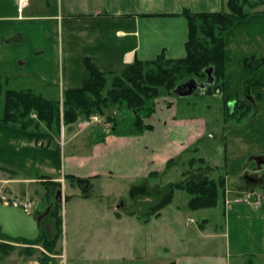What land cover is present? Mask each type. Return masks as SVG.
<instances>
[{"label":"crops","instance_id":"obj_1","mask_svg":"<svg viewBox=\"0 0 264 264\" xmlns=\"http://www.w3.org/2000/svg\"><path fill=\"white\" fill-rule=\"evenodd\" d=\"M184 9L227 11L226 0H26L23 6L18 0H0V88L6 79L10 88L30 89L55 99L88 78L86 59L100 71L121 73L134 60H152L159 54L182 58L188 33ZM224 42L223 92L238 95L245 104L242 107H250L240 119L226 116L222 92L199 90L200 95L214 98L217 106L206 104L208 114L197 115L184 97L161 89L152 100L151 113L143 117L150 128L140 132H130L133 123L119 134L106 128V123L61 125L56 132L42 123L37 129L24 130L0 121V170L5 184L12 180V168H26L56 181L65 175L91 178L92 185L101 181V187L108 189L119 182V198L128 183L148 180L151 173H157L156 178L166 169L174 170L188 152L196 157L203 151L217 157L201 156L217 175L225 177V192L215 207L191 211L186 199L183 210L177 205L172 208L171 200L144 222L136 213L129 215L118 208L117 200L108 201L89 212L99 222L98 231L87 233L85 242L75 238L70 254L57 242V253L46 252V261L12 250L0 254V264H232V258L240 259L237 264H253L262 260L264 228L255 223V231L252 215L263 206L257 211L248 206L238 210L233 204L226 206L224 199L229 192L232 196L239 189H257L263 182L264 73L259 72L264 70V3L234 23L225 32ZM248 57L253 58L250 66L244 62ZM102 129L106 135L99 136ZM74 186L68 184L67 196L87 201L89 195L81 196L75 189L81 188ZM208 209L212 212L205 215ZM231 219L249 229L255 244L231 241Z\"/></svg>","mask_w":264,"mask_h":264},{"label":"trees","instance_id":"obj_2","mask_svg":"<svg viewBox=\"0 0 264 264\" xmlns=\"http://www.w3.org/2000/svg\"><path fill=\"white\" fill-rule=\"evenodd\" d=\"M264 3V0H226L227 11L192 13L188 9L182 11L188 26L187 39L184 43L185 56L178 59H167L163 54L157 55L152 60H134L121 73L103 72L86 59L84 64L88 71V78L78 88L67 89L61 98L48 99L30 89H14L8 87L9 81L3 80L0 88V121L19 129H37L42 123L48 129L59 132L61 125L64 127L76 123L91 114H103L104 108L110 105H125L134 113L133 127L130 132H140L150 128L143 123V117L152 111V100L158 96L160 88L168 93L179 83L194 78L197 81L206 79L208 69L214 79L213 84L207 85L204 94L222 92V101L225 106L226 116L240 119L248 114L250 107H242L244 104L238 95H227L224 91L225 77V32L238 20L245 19L251 13L244 10V6L254 7ZM253 60L252 57L245 59V65ZM264 63V59H261ZM110 80L109 88L104 89ZM259 97V96H258ZM233 101V109L230 110L227 103ZM243 108L239 111L238 109ZM239 111V113H238ZM143 113V116L141 113ZM238 113V114H237ZM35 115V118L31 117ZM107 121H110L107 118ZM188 164L190 170L182 172L183 175H198L185 178L178 182L166 185V191L159 200L149 207L148 216L168 205L175 190L184 191L188 195L187 207L191 211L212 208L218 203L221 195L225 192V177L223 174L216 178L208 174L215 170L202 157H191ZM197 165L195 168L194 166ZM33 175L41 181L48 197L52 189L55 193L60 189L61 183L53 180L47 174H39L32 171ZM151 173L149 176H156ZM64 179L76 183L82 191L90 187L91 178H80L65 175ZM144 186L140 193L144 192ZM146 189V188H145ZM55 195V194H54ZM59 204L54 203L52 212H49L56 224H61L58 217ZM157 215V214H156ZM46 216V215H45ZM45 218L42 219V222ZM40 224V226H41ZM201 225V224H200ZM1 238L11 241H22L30 244L42 243L43 247L52 253V249L58 237H48L41 232L36 240L12 239L0 234ZM12 245L0 243V254H7L12 250ZM169 264H175L170 262Z\"/></svg>","mask_w":264,"mask_h":264},{"label":"rangeland","instance_id":"obj_3","mask_svg":"<svg viewBox=\"0 0 264 264\" xmlns=\"http://www.w3.org/2000/svg\"><path fill=\"white\" fill-rule=\"evenodd\" d=\"M250 3H255V0H250ZM260 5H257L254 7L244 6V10L246 12L251 13L255 11L256 9H258ZM263 73H264V70L262 69L259 72V74H263ZM262 80H264V78H262ZM109 83H110V80H108V83L104 89V92H106V90L109 88ZM161 89L162 88H160V90ZM184 98L186 101L190 102L191 105H194V108L192 111H195L197 115H201V113L208 114L205 111L206 104L213 105L212 106L213 108H216L217 106V102L214 98L210 96L207 97L205 95L203 96L200 95L199 89H197L192 95L184 97ZM185 104L186 103L184 101L182 103L183 107L185 106ZM182 110L183 108L181 107V111ZM140 113L143 116V113L142 112ZM94 114L97 116H101V117L98 123H93V124L103 125L104 123H106V128L111 129V131L115 130V133H119V134L123 133V131L129 130L131 128L132 123L134 122L133 111L126 108L125 105H120V107L118 105H110L104 108L103 114H99V113H94ZM107 118H109L110 121H107ZM83 119L73 124L74 125L77 124L81 127H84V125L81 124ZM105 131L106 129L100 130L99 136L106 135ZM214 137L217 140L218 133L214 132ZM218 151L219 152L221 151L220 148L218 149ZM191 156L192 154L188 152L176 162V167L174 168V170H170V168L166 169L162 175L156 178L155 176H152L150 179L148 178V180H144L143 182L128 183L126 185L128 187L122 194L123 196L119 198H118L119 193L117 192L119 189L116 188L118 184H120L119 182L113 183V184H117L115 188L108 189V188L101 187V184H102L101 181L94 182L95 184L92 185L93 183L91 182V179H90V187L88 188L87 191H82L80 189L75 188L78 192L81 191V196L85 197L89 195V199L87 201H82L80 197L79 198L74 197L70 199L69 198L70 196L69 197L67 196L68 193H71L67 187L68 184L79 187L76 183L70 180H67V179L63 180L62 178L61 179L62 181H59L61 183V187L57 192H59L60 195L58 199H56L55 196L57 192L55 193L54 189H52L53 191H51L50 194L48 193V197H45V194H46L45 188L43 184L41 183V181H39V179H37L33 175L31 169L12 168V170H10V175L12 176V180L11 182H9L10 184L3 183V177L5 176V174H3V171L0 170V198L5 197V200H7L8 202H16L17 204H20L21 206L23 204H30L31 205L30 212L35 215L39 214L40 212H43L46 208H49V212H52L54 208V203L55 201H57L59 204L58 217L61 220V224L59 225L56 224L55 218L48 212L47 215L43 217L45 219L42 222L40 228L44 236L47 235L48 237H52L56 233V237H58L56 240V243L59 242L61 244L62 242V247L64 245V249L66 247L69 250L75 238H78V239L81 238L82 242H85L87 233H91V232L96 233L98 231L99 222L96 220L95 216L92 213L90 214L89 212L95 209H100V207L103 205L105 206L108 201L111 203L117 200L116 203L119 204L118 208L122 209L125 213L129 215L130 214L133 215L134 213H136L140 219H143V221L146 222L145 214L149 212L150 206H152L156 202H159V200L161 199V197L166 191L165 189L168 183L178 182L185 178L187 179V178L195 177L198 175L196 172L193 173L192 175L182 174L183 171L185 170L187 171V170H190L189 168H192L188 164V160L191 158ZM195 156L196 157L203 156L207 160H209L210 157L217 159L216 156H213V155L209 156L207 152H203V151L200 154H197ZM220 157L221 159L223 158L222 155H220ZM196 166L197 165H195L194 168ZM208 176L212 178H216L218 175L216 171H212L208 174ZM33 179H36V181H33ZM260 180L261 178L258 179L257 181H260ZM143 186H146L145 187L146 189H144L143 193H139V191H141L139 187H143ZM256 187L257 189H260L262 192L264 191V188H263L264 187V176H263V182L260 185H257ZM135 190H137V192ZM228 194L227 196H229ZM186 199L188 201V195L184 191L175 190L172 203H171L172 208L177 205L181 209L186 210V207H185ZM232 204H233L232 206L236 207L238 210H242L243 208L246 207V205L241 202H233ZM77 211L80 212V215L78 217H76L75 215V212ZM159 211H157L153 215H156V214L158 215ZM81 212L83 215H81ZM203 212L205 215H209L211 214L212 210L208 209V210H204ZM153 215L148 216V219L152 217ZM252 216H254L255 218V221L253 223L255 225V231L257 229V225L255 223H259V222L262 223V229H263L264 228V205L261 211L254 213ZM78 221H79V224H77L78 226H76V223ZM258 229H259V226H258ZM76 231H77V235H76ZM263 232H264V229H263ZM229 234L231 237V241H234V239L236 241L238 240L242 244V246L248 243L249 244L254 243V242H251L253 241L251 239L253 236L250 238V236L248 235L249 229L246 228L245 226L240 227V225L238 223H235V221H233L232 219L230 221ZM257 234H259L260 236V232H258ZM259 236L257 237V239L259 238ZM0 239H1L0 243H3V244L6 243L9 245H12L13 246L12 250H16L17 253H21L25 256H28L30 259H38L40 261L41 260L46 261V259H49L46 253L48 251L43 247V245H41L42 244L41 242L38 244H30V243H25L22 241H14V242H18L21 244L19 246H14L11 240L1 238V236H0ZM56 243L54 245V248L52 249V253L49 252L50 254L57 253ZM256 243H257V247L259 248L260 245L258 244V242ZM260 249L262 250L264 249V241H262ZM42 250L43 251L45 250V253ZM75 253L76 252L74 251V249H72L71 254L73 255ZM69 254H70V250H69ZM68 258L71 259L72 257L68 256ZM261 259L262 260H257V259L254 260L253 264H264V257L262 256ZM239 260L240 259L238 258L236 259L232 258V264H235V263L237 264ZM245 260L246 258L243 259V261Z\"/></svg>","mask_w":264,"mask_h":264},{"label":"water","instance_id":"obj_4","mask_svg":"<svg viewBox=\"0 0 264 264\" xmlns=\"http://www.w3.org/2000/svg\"><path fill=\"white\" fill-rule=\"evenodd\" d=\"M206 73L205 80L197 81L194 78H189L177 84L172 89V93L178 97H186L192 95L197 89L203 92L207 85L214 82L211 69H208ZM228 106L232 110L233 102H229ZM59 195L57 192L55 198L58 199ZM48 212L49 208H46L43 212L35 215L27 212L22 206L0 203V234L12 239L36 240L40 235L41 221Z\"/></svg>","mask_w":264,"mask_h":264},{"label":"built area","instance_id":"obj_5","mask_svg":"<svg viewBox=\"0 0 264 264\" xmlns=\"http://www.w3.org/2000/svg\"><path fill=\"white\" fill-rule=\"evenodd\" d=\"M19 6L21 5L20 0H18ZM100 121V116H97L95 114H91L83 121L81 122L84 127H87L93 123H98ZM227 194V192H226ZM0 202L4 204H12V205H18L21 206L20 204H17L16 202H8L5 200V197L0 198ZM233 202H241L244 203L246 206H248L250 209L257 211L259 210L263 205H264V193L253 188H243L235 191L232 196H227L224 199V204L226 206H229ZM22 207L27 211L30 212V204H23ZM188 221L192 222V219H188Z\"/></svg>","mask_w":264,"mask_h":264},{"label":"bare ground","instance_id":"obj_6","mask_svg":"<svg viewBox=\"0 0 264 264\" xmlns=\"http://www.w3.org/2000/svg\"><path fill=\"white\" fill-rule=\"evenodd\" d=\"M26 0H20L21 5H23L25 3Z\"/></svg>","mask_w":264,"mask_h":264}]
</instances>
